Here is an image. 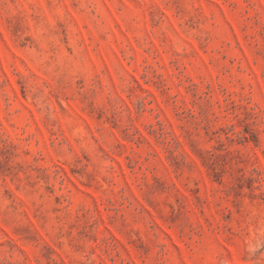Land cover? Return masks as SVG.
<instances>
[{"label": "rangeland", "instance_id": "1", "mask_svg": "<svg viewBox=\"0 0 264 264\" xmlns=\"http://www.w3.org/2000/svg\"><path fill=\"white\" fill-rule=\"evenodd\" d=\"M0 264H264V0H0Z\"/></svg>", "mask_w": 264, "mask_h": 264}]
</instances>
